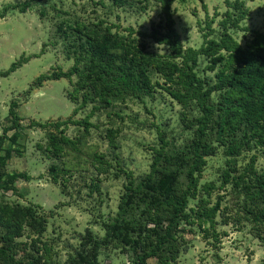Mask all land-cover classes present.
I'll list each match as a JSON object with an SVG mask.
<instances>
[{
    "label": "trees",
    "instance_id": "obj_1",
    "mask_svg": "<svg viewBox=\"0 0 264 264\" xmlns=\"http://www.w3.org/2000/svg\"><path fill=\"white\" fill-rule=\"evenodd\" d=\"M175 1L92 0L93 12L96 6L107 4L109 9L141 12L154 2L160 8V19L152 23L149 33L141 34L166 45L167 54L149 50L131 27L125 34L118 29L120 25L106 17H84L53 7L59 19L54 23L51 41L60 44L61 52L73 64L67 71L39 75L26 93L47 80L64 77L73 85L72 100L80 99L74 114L89 104L92 109L82 119L32 121L31 126L46 130L45 149L55 157L49 172L55 182L63 180L64 189L74 172L88 170L90 163L97 171L88 184L90 193L101 192L99 176L109 173L116 160L118 172L125 174L124 192L115 215L102 222L103 235L87 227L67 260L55 259L51 244L43 239L49 216L32 204L12 202L5 196L8 191L17 194L19 179H30L25 171L8 169L13 144L20 135L18 129L22 128L20 116L11 109L12 124L0 135V264H100L101 251L110 247L131 253L127 264H179L181 254L188 250L187 232L198 228L218 238L217 215L226 208L221 211V195L213 205L208 196L228 186L245 218L264 238V167H257V154L239 164L245 152L256 150L264 156V30L253 31L245 44L239 42L231 28L239 26L249 8L246 0H226L228 8L219 27L214 29L212 21L208 22L209 31L204 33L202 45L185 47L175 26ZM43 2L26 0L6 5L0 10V18L12 8L26 11L32 4ZM40 13L46 15L44 5ZM201 57L207 58L204 70L214 72L213 76L200 75ZM28 59L13 63L4 74L15 71ZM159 89L181 106L183 130L191 134L178 142L161 132L147 172L135 175L121 167L116 152L119 130L114 127L107 128L105 134L111 158L97 146L88 149L91 116L130 100L155 98ZM70 123L82 127L78 136L66 133ZM10 130H15L12 136L8 135ZM8 140L10 144H6ZM220 148L226 157L220 169V185L216 181L201 184L208 158L217 155ZM192 199H196L194 206L190 204Z\"/></svg>",
    "mask_w": 264,
    "mask_h": 264
},
{
    "label": "rangeland",
    "instance_id": "obj_2",
    "mask_svg": "<svg viewBox=\"0 0 264 264\" xmlns=\"http://www.w3.org/2000/svg\"><path fill=\"white\" fill-rule=\"evenodd\" d=\"M26 0H0V10L6 5L21 4ZM108 3V1H106ZM46 7V15L41 16V7ZM69 10L84 17H106L109 22L120 25L121 32L127 34L128 27L133 34L141 37L148 49L161 54L169 52L166 45L158 44L149 36L153 22L160 19V8L154 2L141 12L96 6L92 0H44L41 4H32L26 11L12 8L0 18V135L12 124L10 110L13 109L21 118L19 137L13 144L14 152L8 169L25 171L30 179H19L16 183L17 194L5 193L6 199L22 204H32L48 218L47 231L43 239L52 246L55 259L65 262L73 247L80 242V233L90 227L97 235H103L102 222L115 215L120 197L124 192L125 174L118 172L119 164L113 160L111 171L99 176L101 192L90 193L88 184L97 176L95 167L89 163L88 170L74 172L64 189L63 180L55 182L49 172V166L55 157L46 151L47 133L38 125L31 126L32 121L56 122L58 120L82 119L92 109L89 104L74 114L79 101L72 100L70 91L73 85L68 78L47 80L41 87L27 90L41 74L67 71L73 60H67L61 52V46L55 45L52 39L55 9ZM249 8L247 17L239 26L231 28L233 36L242 44L250 40L253 31L264 30V0H246ZM228 5L226 0H176L175 26L185 47L199 48L204 41V33L211 27H219ZM213 19V20H212ZM29 58L15 71L5 75L10 66L23 58ZM199 72L201 76H213L214 72L204 70L207 58L201 57ZM14 102H17L16 106ZM181 106L169 94L159 89L155 98L144 101L130 100L118 104L114 109H102L91 116L93 126L86 136L89 150L97 146L100 152L108 153L111 158V147L106 138V129L114 127L119 130L116 150L120 165L132 170L135 175L147 172L152 161L153 147L160 143V133L165 132L168 139L176 138L181 142L191 133L184 131L180 121ZM110 112V114H109ZM115 112L120 114L117 115ZM82 127L70 123L66 133L76 137ZM15 130L8 132L12 136ZM8 140L6 144H10ZM17 151L19 153H17ZM257 154L256 165L264 167V156L259 151L245 152L239 159L243 165ZM226 157L219 149L217 155L208 158L201 184L216 181L220 185V169L225 166ZM119 176L115 175V172ZM221 195L224 213L217 215L216 230L218 238L207 236L202 229L195 228L187 232L188 250L182 253L179 264H264V238L258 236V228L247 218L244 211L236 204L237 197L227 188L215 189L208 196L213 205ZM191 206L196 204L192 199ZM227 218L228 222H223ZM25 239V238H23ZM131 253L121 248H105L100 253V264H127Z\"/></svg>",
    "mask_w": 264,
    "mask_h": 264
}]
</instances>
